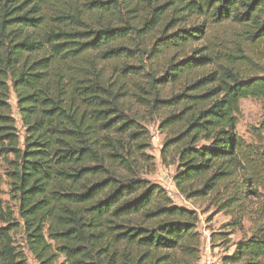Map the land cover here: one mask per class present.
Here are the masks:
<instances>
[{"label": "trees", "instance_id": "obj_1", "mask_svg": "<svg viewBox=\"0 0 264 264\" xmlns=\"http://www.w3.org/2000/svg\"><path fill=\"white\" fill-rule=\"evenodd\" d=\"M225 22L236 36L194 47ZM146 40L153 67L123 63ZM260 45L264 0H0V163L15 203L0 198V264H30L19 229L39 264H198V211L128 178L125 135L149 134L131 100L171 110L162 153L187 199L219 194L234 228L250 213L253 233L225 261L264 264V119L255 142L237 130L240 101L264 98Z\"/></svg>", "mask_w": 264, "mask_h": 264}, {"label": "rangeland", "instance_id": "obj_2", "mask_svg": "<svg viewBox=\"0 0 264 264\" xmlns=\"http://www.w3.org/2000/svg\"><path fill=\"white\" fill-rule=\"evenodd\" d=\"M235 32V27L230 22H225L218 26L210 28L208 39L200 41L194 47H201L206 41H211L214 36L232 37ZM150 40L141 41L140 44H133L131 46L133 51L132 56L123 59V63L130 64L131 66H139L141 69H149L153 67L154 62L147 57L144 53L146 44L150 47ZM260 49H253L252 54L264 50V46L260 45ZM122 63V64H123ZM101 65L106 67L108 74L115 72V63L101 62ZM144 71V70H143ZM264 76V73H260ZM13 106V114L16 119V124L21 137V146L24 144L25 128L17 111V99L13 92L10 100ZM171 110L161 109L153 111L150 108L131 100L129 105L130 120L135 122L139 129H145L149 132L148 137L143 141H133L128 134L126 139L129 140V154L130 155V170H126L128 178H136L147 180L151 184H160L165 188L174 200V203L181 207L197 210L200 216L198 223V230L202 235L201 243V260L198 264H205L210 260L213 264H232L225 261L227 256L234 253L236 244L242 239L249 238L253 233V224L251 215L248 212L247 217L243 219V229L234 228L229 225L232 222V217L226 211L221 209L219 200L216 196L219 194L210 193L205 198H192L187 199L176 187L174 176L177 174L179 166L176 158L173 155H165L162 149L169 138L172 137V131L169 128H163L162 122ZM264 119V98L248 97L240 101V112L238 115L237 130L239 135L246 142H255L256 139L253 135V128L258 126ZM6 163H0V198L15 205L11 201L9 194V180L6 175ZM197 186V185H195ZM253 206H257L262 200L254 201ZM17 210V209H16ZM15 244L22 248L30 264H39L35 259L32 252L29 250L26 234L23 229L13 232ZM59 261H63L62 258Z\"/></svg>", "mask_w": 264, "mask_h": 264}, {"label": "built area", "instance_id": "obj_3", "mask_svg": "<svg viewBox=\"0 0 264 264\" xmlns=\"http://www.w3.org/2000/svg\"><path fill=\"white\" fill-rule=\"evenodd\" d=\"M205 264H213L210 260H207Z\"/></svg>", "mask_w": 264, "mask_h": 264}]
</instances>
